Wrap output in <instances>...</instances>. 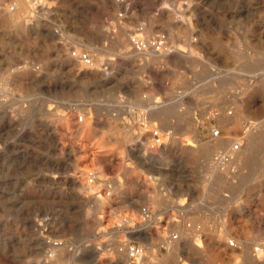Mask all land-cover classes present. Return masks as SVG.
Instances as JSON below:
<instances>
[{"label": "rangeland", "instance_id": "obj_1", "mask_svg": "<svg viewBox=\"0 0 264 264\" xmlns=\"http://www.w3.org/2000/svg\"><path fill=\"white\" fill-rule=\"evenodd\" d=\"M214 129L256 152L207 150ZM185 236L236 241L216 264L264 249V0H0V264H186Z\"/></svg>", "mask_w": 264, "mask_h": 264}, {"label": "bare ground", "instance_id": "obj_2", "mask_svg": "<svg viewBox=\"0 0 264 264\" xmlns=\"http://www.w3.org/2000/svg\"><path fill=\"white\" fill-rule=\"evenodd\" d=\"M22 1V0H21ZM28 1V0H27ZM15 2V0H14ZM28 4V3H27ZM30 5V4H29ZM26 6V5H25ZM16 7V6H15ZM30 7V6H29ZM29 9V8H28ZM17 10V9H16ZM20 10V8H19ZM20 12V11H19ZM15 17V16H14ZM172 19V17H171ZM19 20V19H18ZM170 20V19H169ZM12 21V19H11ZM184 29V28H183ZM148 48H153L152 47V43H150L147 48L145 50H137L138 52H144L146 51ZM143 55V54H142ZM79 57V55H78ZM80 59V57H79ZM75 62V61H74ZM85 62V61H84ZM101 68V67H100ZM87 72V71H86ZM93 72V71H92ZM25 73V72H24ZM101 73V72H100ZM92 75V74H91ZM97 78V77H96ZM261 92V91H260ZM262 93V92H261ZM254 109V108H253ZM253 111V110H252ZM225 116V115H224ZM69 117V116H67ZM234 119V118H233ZM83 119H82V124H79L78 126H74L72 127L71 126V121L70 120H66L64 122V127L66 129H69L70 131L72 129H74V132H73V135H83L84 138H90L94 133H93V127L90 125L89 122H84L83 123ZM222 123L223 125H226V127L232 129V120L229 116H225V117H222ZM73 122V121H72ZM235 124V123H234ZM153 132L152 134V138L153 139H156L158 137V140H161L160 137H159V132ZM69 133V132H68ZM67 133V134H68ZM237 134V133H236ZM253 134V133H252ZM95 135V134H94ZM72 136V135H71ZM222 136V135H221ZM220 136V137H221ZM248 136L251 137V130L250 132H248ZM162 137V136H161ZM213 138L214 139V142L213 144L211 145H208L207 146V150H213V151H220L222 149L223 146H227L229 148H232L233 147V141H235L237 138L236 135H232L230 137H226V138ZM65 138V137H64ZM260 138V137H259ZM147 139V138H146ZM257 139V138H256ZM255 139V140H256ZM260 140V139H259ZM156 141V140H155ZM92 142V141H91ZM160 142V141H159ZM254 141H249V144H248V147L243 151V149L241 151H239L241 149V145L239 144H236L234 145L233 147V150L235 152L239 151V154L238 156H240L241 154L242 155H247V153L250 155H254L253 153L256 152L257 148L256 146L252 143ZM257 142V141H256ZM149 143V141H148ZM186 143L188 146H194L195 145V142L192 140V139H187L186 140ZM211 143V142H210ZM233 143V144H232ZM236 143V142H235ZM95 146H98V147H106L107 146V143L105 141H96ZM237 146V148H236ZM84 147V146H83ZM187 147V146H186ZM260 147V146H259ZM78 148V147H77ZM76 148V149H77ZM79 150V149H77ZM161 151V149H160ZM79 152V151H78ZM113 152V154H117L115 151H111ZM115 152V153H114ZM81 153H77V154H74L75 156H78L80 155ZM119 155V154H117ZM219 155V154H218ZM238 156L237 155H233V154H230V155H219V157L217 159H219L222 163V162H226V163H229V162H232L233 164L236 163L237 159H238ZM84 162L83 165L80 164V161ZM105 163V162H104ZM231 163V164H232ZM77 164H78V170H79V174L80 176L78 177L79 179V182L83 183L84 187H92V185L94 184V180L91 181V178L95 179L96 181H98V178H97V172L100 171V159L97 160V162H95L93 159L89 160L85 157H81L80 159L77 158ZM99 166V167H98ZM82 185V184H81ZM100 201V200H99ZM99 207V206H98ZM141 208V207H139ZM137 209V208H136ZM184 209V208H183ZM140 210V209H139ZM99 211V210H98ZM180 212V211H179ZM96 213V212H95ZM94 213V214H95ZM145 219V217H143ZM141 214L137 211H133V212H130V214L126 217V218H122V219H116V221L112 222L113 225H119V226H125V225H131V224H140L141 225ZM150 219V218H149ZM143 221V220H142ZM97 222V221H96ZM148 222V221H147ZM150 222V221H149ZM146 223V222H145ZM144 226V225H143ZM152 226V225H151ZM195 226V225H194ZM148 227V226H147ZM141 228V227H140ZM240 228V227H239ZM139 229V228H138ZM180 229V228H179ZM183 230V229H182ZM195 230V229H194ZM244 230V229H243ZM141 231V230H140ZM146 231V230H145ZM185 231V230H184ZM200 231V230H199ZM237 232V231H236ZM141 233V232H140ZM143 233V232H142ZM147 233V232H146ZM190 233V232H188ZM226 233V232H225ZM241 233V232H240ZM179 234V233H177ZM148 235V234H147ZM181 235V234H180ZM177 236V235H176ZM187 236V235H186ZM183 237L180 241L177 240V242H172L170 244H172L171 246V249L172 251L176 254V255H180V252L182 251V249H184L186 251V256H188V262L186 264H199L201 261L197 259V257L200 255L201 252H206L208 254V257H209V260L206 262V264H216L215 260L212 258L213 254L217 255L219 258H225V256H228V257H232L234 255V248H236V245L235 242L236 241H231L229 239H226L225 236H221V237H218V238H211L210 240L208 241H205V240H202V239H197L195 238L196 242L193 243L191 239H189V237ZM204 236V235H203ZM234 236V235H233ZM200 237V236H199ZM216 237V236H215ZM248 237V236H247ZM149 238V237H148ZM157 238V237H156ZM155 238V239H156ZM180 238V237H179ZM193 238V237H192ZM203 238V237H202ZM150 239V238H149ZM153 239V238H151ZM160 239V238H159ZM174 239H178V238H174ZM173 239V240H174ZM238 239V238H237ZM241 239V238H240ZM244 239V238H243ZM239 240V239H238ZM248 240V239H247ZM154 241V240H153ZM170 241V240H169ZM152 242V241H151ZM247 242V241H246ZM253 242V241H251ZM244 244V243H243ZM247 245V244H246ZM119 246V245H118ZM258 246V245H257ZM250 249L251 247L247 246L246 247V250L244 251V260H245V263L244 264H264V249H262L257 256L253 257L252 258V254L250 252ZM134 251V250H133ZM112 252V251H111ZM121 254L120 256L122 257L123 261L124 262H127L131 256H136L135 253H132V251H129L128 248H123L121 250ZM237 252V251H236ZM235 252V253H236ZM107 253V252H105ZM110 253V252H109ZM114 253V252H113ZM108 254V253H107ZM94 255V254H93ZM108 258V261L110 262V260H112V255L110 256L109 254L106 255ZM172 256V255H171ZM182 257V256H181ZM132 258V257H131ZM217 258V257H216ZM221 258V259H222ZM242 258V257H241ZM120 259V258H119ZM118 259V261H119ZM231 259V258H230ZM115 260V259H114ZM184 260V259H183ZM206 260V259H205ZM243 260V259H242ZM241 260V261H242ZM41 261V260H40ZM39 261V264H46L44 263V261L42 260V262L40 263ZM72 261V260H71ZM101 261V260H100ZM106 261V260H105ZM145 261V260H144ZM185 261V260H184ZM200 261V262H199ZM49 262H52L51 264H59V263H55L53 260L49 261ZM103 262V260L101 261ZM178 262V261H177ZM229 262V261H228ZM114 263V262H113ZM138 262L136 261V264ZM238 263V262H237ZM49 264V263H48ZM125 264V263H124ZM179 264V263H178ZM219 264V263H218ZM226 264V263H225ZM233 264V263H232Z\"/></svg>", "mask_w": 264, "mask_h": 264}, {"label": "built area", "instance_id": "obj_3", "mask_svg": "<svg viewBox=\"0 0 264 264\" xmlns=\"http://www.w3.org/2000/svg\"><path fill=\"white\" fill-rule=\"evenodd\" d=\"M164 41H165V37L161 36V37L158 38L157 41L152 42V47H153L155 50L159 51L160 49H162L163 44H164ZM132 43H133V45H134V47H135V50H141V51H142V50H145V49L147 48V46H148V44L145 43L143 40H141L138 36L134 37V39L132 40ZM79 57H80L81 59H83V61L86 60V61L90 64V61H89V59H88L87 56L82 57V55H79ZM87 59H88V60H87ZM232 114H233V113H231V114H229V115H232ZM221 134H222V133H221V130H219V129H214V130L212 131L211 137H212V138H218V137L221 136ZM236 148H237V146H236Z\"/></svg>", "mask_w": 264, "mask_h": 264}]
</instances>
